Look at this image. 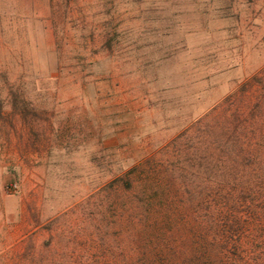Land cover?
<instances>
[{"label":"rangeland","instance_id":"obj_1","mask_svg":"<svg viewBox=\"0 0 264 264\" xmlns=\"http://www.w3.org/2000/svg\"><path fill=\"white\" fill-rule=\"evenodd\" d=\"M263 67L264 0H0V206L15 184L24 198L0 214V264H24L36 220L109 177L102 145L126 123L138 140L173 135Z\"/></svg>","mask_w":264,"mask_h":264},{"label":"trees","instance_id":"obj_2","mask_svg":"<svg viewBox=\"0 0 264 264\" xmlns=\"http://www.w3.org/2000/svg\"><path fill=\"white\" fill-rule=\"evenodd\" d=\"M18 112L50 141L51 124L36 128L26 103ZM135 131L103 143L110 175L85 200L36 220L24 264H264V67L173 135Z\"/></svg>","mask_w":264,"mask_h":264},{"label":"crops","instance_id":"obj_3","mask_svg":"<svg viewBox=\"0 0 264 264\" xmlns=\"http://www.w3.org/2000/svg\"><path fill=\"white\" fill-rule=\"evenodd\" d=\"M20 191L21 190L19 189L16 192L8 193L10 195H7V204L0 206V214H4L8 218H12L14 216L19 217L20 214L24 212V198Z\"/></svg>","mask_w":264,"mask_h":264},{"label":"built area","instance_id":"obj_4","mask_svg":"<svg viewBox=\"0 0 264 264\" xmlns=\"http://www.w3.org/2000/svg\"><path fill=\"white\" fill-rule=\"evenodd\" d=\"M18 188H19L18 185L15 184V185H13V190L12 191L16 192L18 190Z\"/></svg>","mask_w":264,"mask_h":264}]
</instances>
